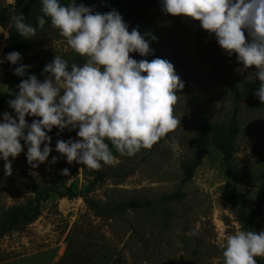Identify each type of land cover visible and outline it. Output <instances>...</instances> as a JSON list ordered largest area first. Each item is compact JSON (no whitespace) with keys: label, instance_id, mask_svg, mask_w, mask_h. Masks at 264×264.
<instances>
[{"label":"rangeland","instance_id":"obj_1","mask_svg":"<svg viewBox=\"0 0 264 264\" xmlns=\"http://www.w3.org/2000/svg\"><path fill=\"white\" fill-rule=\"evenodd\" d=\"M109 4H115L129 32L138 29L149 43V55L131 53V58L150 62L156 54L174 65L185 85L176 92L173 106L180 124L152 149L135 156L115 150L114 161L101 167L103 176L75 162L68 164L55 151L58 139H79L78 129L60 132L54 127L47 133L53 151L37 168L28 164L21 141L23 151L9 158L11 176L4 174L0 160V220L16 206L34 211L38 192L50 197L40 201L34 222L0 238V264H59L69 249L73 257H91L94 264L101 255L109 258L107 264H223L221 245L228 235L264 231V104L249 97L239 100L234 92L247 82L260 86L252 74L255 66L242 71L236 55L229 57L199 21L163 13L160 0H87L85 6L103 14ZM17 5L18 0H0L5 12L16 13ZM10 27L0 21V33L9 35L5 40L0 34V102L15 98L4 59ZM38 44L40 51L30 56L43 57L48 64L56 55L78 65L85 62L65 38L49 35L47 29L39 31ZM5 112L16 118L8 105L0 122ZM34 119L39 118L26 116L29 124ZM233 120L238 134L231 142L222 135L203 141L206 123L228 128ZM53 156L58 158L55 163ZM65 168L67 176L62 174ZM55 186L59 191L51 189ZM69 187L77 194L73 199L62 197L71 194ZM85 196L112 204L117 213L108 219L95 215ZM131 199L150 201V209H127L123 204ZM190 230L198 235L187 236ZM261 261L264 264V257Z\"/></svg>","mask_w":264,"mask_h":264},{"label":"clouds","instance_id":"obj_2","mask_svg":"<svg viewBox=\"0 0 264 264\" xmlns=\"http://www.w3.org/2000/svg\"><path fill=\"white\" fill-rule=\"evenodd\" d=\"M40 2L43 15L37 17L36 27L25 23L23 14L11 18L16 33L31 40L47 17L85 62L78 65L56 55L43 69L47 74L43 82L35 75L22 79L15 98L8 101L16 118L5 112L0 122V160L6 176L12 175L9 158L23 151L21 141L32 168L48 160L53 149L47 133L54 127L60 132L78 129L79 139H58L55 151L68 164L75 162L91 170L114 161L109 145L119 155L132 157L142 149H152L177 128L180 120L173 106L184 82L166 59L149 62L130 57L151 52L138 29L129 32L115 9L102 14L84 4L77 6V0L66 5L60 0ZM160 4L165 14L199 21L229 57L236 55L242 71L255 66L252 74L261 81L255 95L264 104V0H160ZM0 34L7 40L6 32ZM4 59L16 66L14 75L26 76L30 66L21 63L19 52L8 53ZM26 116L39 119L29 124ZM57 159L53 156L52 163ZM68 172L62 170L65 176ZM186 235L198 233L190 230ZM221 247L223 264H256L257 257H264V231H236Z\"/></svg>","mask_w":264,"mask_h":264},{"label":"trees","instance_id":"obj_3","mask_svg":"<svg viewBox=\"0 0 264 264\" xmlns=\"http://www.w3.org/2000/svg\"><path fill=\"white\" fill-rule=\"evenodd\" d=\"M71 0H60V3L62 5H66L70 3ZM80 4H87V0H77V6ZM113 9H117L115 4H109L105 6L104 13H107ZM16 13L12 11H4L2 8H0V21L1 25L10 27V39L9 44L6 49V55L11 52H19L22 56L21 63L24 65L30 66L27 69V74L25 77H19L17 75H14V68L16 66L11 65L8 61L6 64V78L8 86L12 93L18 92V85L21 83L22 79H26L27 75H35L41 82H43L45 76L47 74L43 73L44 67L48 64L47 60L43 57L41 58H35L31 57V52L36 51L38 53L40 50L38 41H39V31L41 30H49V35L52 36H60L57 29L51 27L50 20L45 17L46 23L43 28H37L36 36L32 37L31 40H25L22 37L16 33V30L12 24L11 17L18 14H23L25 18V23L31 24L32 26L36 27L37 24V17L43 15L41 12V2L40 0H18V5L15 8ZM117 11V10H116ZM38 44V45H37ZM153 58L155 59L157 56L156 54H152ZM18 66V65H17ZM244 89L240 90L238 87L234 88V92L236 97L239 100H242L245 97L258 99L255 93L258 91L259 87L254 85L253 83H244ZM259 100V99H258ZM9 104L8 102H5L3 100L0 102V114L1 112L7 107ZM234 121V120H233ZM238 134V126L236 122L234 121V124L232 123V126L228 128L220 127L218 124H212L209 123L205 124V128L202 130V138L203 141H206L209 137L213 138L214 135H222L225 139L231 138L230 142L233 140V137ZM113 152L114 157H116L115 149H111ZM95 174H99L101 176L105 175V172H103L102 168L98 170H93ZM64 187V186H63ZM54 191H59L60 186H55L54 188H51ZM67 192H71V194H63L62 197L69 196L70 199H73L77 196L76 193L72 192V188H67ZM39 201L38 205L36 206V209L34 211H30L26 207L22 206H16L11 211L0 220V238H2L5 234H7L10 231L16 230L21 224L24 223H32L34 222L38 216L40 215L39 210V204L40 201H46L49 199L50 194L46 193L45 196H42L40 192L37 193ZM234 196V195H233ZM86 203L89 206V209L95 213L97 216H101L104 218H110L115 215L116 210L114 209L113 205L110 203H104L101 205L99 202H96L95 200H92L90 198H87L85 196ZM150 201L146 200H139V199H131L128 202H124L123 206H126L127 209L131 211H148L150 209ZM70 249L67 252V255L65 258L59 263V264H88L89 262L94 264V261L90 258V260H87L84 256L81 258L73 257V253H70ZM98 264H107L109 262V258L106 255H101V257L98 259ZM256 264H262L261 257L256 258Z\"/></svg>","mask_w":264,"mask_h":264}]
</instances>
